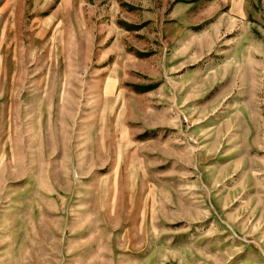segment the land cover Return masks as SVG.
<instances>
[{
    "label": "rangeland",
    "instance_id": "obj_1",
    "mask_svg": "<svg viewBox=\"0 0 264 264\" xmlns=\"http://www.w3.org/2000/svg\"><path fill=\"white\" fill-rule=\"evenodd\" d=\"M0 264H264V0H0Z\"/></svg>",
    "mask_w": 264,
    "mask_h": 264
},
{
    "label": "crops",
    "instance_id": "obj_2",
    "mask_svg": "<svg viewBox=\"0 0 264 264\" xmlns=\"http://www.w3.org/2000/svg\"><path fill=\"white\" fill-rule=\"evenodd\" d=\"M222 10H223V9H221L220 12H221ZM220 12H219V13H220ZM222 12H223V11H222ZM219 13H218V14H219Z\"/></svg>",
    "mask_w": 264,
    "mask_h": 264
}]
</instances>
